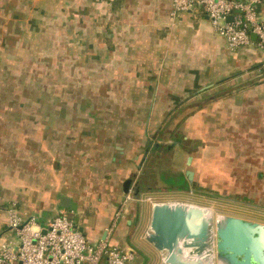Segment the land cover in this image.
Instances as JSON below:
<instances>
[{"label": "crops", "instance_id": "crops-1", "mask_svg": "<svg viewBox=\"0 0 264 264\" xmlns=\"http://www.w3.org/2000/svg\"><path fill=\"white\" fill-rule=\"evenodd\" d=\"M172 9V0H0V244L17 242L7 226L15 204L43 229L65 211L89 242L162 264L147 238L154 189L136 196L127 183L179 191L187 171L189 194L237 200L251 212L242 219L264 224V50L256 36L230 50L198 5ZM170 113L173 139L160 142L183 136L186 151L149 153Z\"/></svg>", "mask_w": 264, "mask_h": 264}, {"label": "built area", "instance_id": "built-area-1", "mask_svg": "<svg viewBox=\"0 0 264 264\" xmlns=\"http://www.w3.org/2000/svg\"><path fill=\"white\" fill-rule=\"evenodd\" d=\"M264 0H172L173 16L197 5L208 16L213 29L222 35L230 50L253 43L264 50V14L258 5ZM233 16V19H229ZM7 226L17 242L0 244V264H132L134 250L103 239L94 244L62 211L43 229L36 216L25 219L15 206L7 207ZM108 230L107 232H109Z\"/></svg>", "mask_w": 264, "mask_h": 264}, {"label": "water", "instance_id": "water-1", "mask_svg": "<svg viewBox=\"0 0 264 264\" xmlns=\"http://www.w3.org/2000/svg\"><path fill=\"white\" fill-rule=\"evenodd\" d=\"M229 19H233L230 16ZM190 160V158H189ZM189 180L193 174L187 171ZM230 227L217 229L216 251L230 264H264V224L229 217ZM148 240L163 253L162 264H196L210 255L209 230L197 238L169 202L155 203L147 234Z\"/></svg>", "mask_w": 264, "mask_h": 264}, {"label": "rangeland", "instance_id": "rangeland-1", "mask_svg": "<svg viewBox=\"0 0 264 264\" xmlns=\"http://www.w3.org/2000/svg\"><path fill=\"white\" fill-rule=\"evenodd\" d=\"M188 162H189V157L187 158V160L183 158V162L181 160L180 162L181 165L180 164L179 165L182 166V168L185 170L187 168L186 163ZM155 187L156 186H154L153 188L155 194L151 196V198L155 203H160V202H169L174 204L181 203V204H187V205H193V206L205 208L206 210H210L214 212L213 216H211L213 217V220H212L211 228L209 229L210 244L207 248L208 253H210V250L214 251L213 264H218V260L220 258V256H218L216 251V243L218 239L217 237L218 216L222 215V216L238 217V218L241 217L246 218L251 216L250 215L251 212L247 210V207L238 203L237 200H232L228 198L221 199L219 197H214L212 195L211 196L205 195L207 193L204 194L197 193L196 195H194V194H189L187 191L179 192L177 190H166V189L160 190L161 188H155ZM139 220L140 221L143 220L142 215H140ZM145 220L147 221V219ZM133 263L134 264L137 263V260L136 261L134 260L132 264Z\"/></svg>", "mask_w": 264, "mask_h": 264}, {"label": "trees", "instance_id": "trees-1", "mask_svg": "<svg viewBox=\"0 0 264 264\" xmlns=\"http://www.w3.org/2000/svg\"><path fill=\"white\" fill-rule=\"evenodd\" d=\"M177 119V115H174L172 113L169 114V116H167L165 123H163V126H161V128L159 129V131H157L150 139V145L148 148V152L149 153H156L159 152L161 155V151L165 153L166 156H169L168 154L171 153V151L177 147L178 145L182 148L185 149L186 151V140L183 136H181L180 138H178L177 140L174 139L171 143H164L160 142V140L162 138H164L166 135H168L169 137L172 138V134L171 132H169L168 130V124L171 122H173L174 120L176 121ZM173 139V138H172ZM166 158V157H165ZM152 159V158H151ZM153 159H155L154 161H156L158 158L157 156H155ZM152 159V161H153ZM171 172L170 170L167 169L166 173L163 176V182L165 184L168 185H172L174 184V180H172L171 177ZM155 183H157V180H152V179H145L144 180L142 178H139L137 180L130 179L129 182L127 183V187L129 189H133L134 190V195L138 196L141 193H145V191H148V189L151 187V189L154 188ZM175 183H177V185H175V187L178 188L179 191H187L189 192V180L187 177H185L184 175L180 177V179L175 180Z\"/></svg>", "mask_w": 264, "mask_h": 264}, {"label": "bare ground", "instance_id": "bare-ground-1", "mask_svg": "<svg viewBox=\"0 0 264 264\" xmlns=\"http://www.w3.org/2000/svg\"><path fill=\"white\" fill-rule=\"evenodd\" d=\"M174 210L180 215L181 219L185 221L191 227V230L195 233L197 238H201L211 228L214 212L206 210L205 208L181 204L171 203ZM218 226L223 227L226 231L230 227V219L228 216H218ZM206 231V232H205ZM225 255H220L218 264H230L227 261ZM214 251L210 250V255L205 256L197 261L196 264H213Z\"/></svg>", "mask_w": 264, "mask_h": 264}]
</instances>
